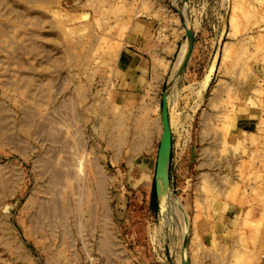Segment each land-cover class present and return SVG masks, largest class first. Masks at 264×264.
<instances>
[{"label":"rangeland","instance_id":"1","mask_svg":"<svg viewBox=\"0 0 264 264\" xmlns=\"http://www.w3.org/2000/svg\"><path fill=\"white\" fill-rule=\"evenodd\" d=\"M142 20L159 75L120 97ZM263 227L264 0H0V264H183V238L187 264H264Z\"/></svg>","mask_w":264,"mask_h":264},{"label":"crops","instance_id":"2","mask_svg":"<svg viewBox=\"0 0 264 264\" xmlns=\"http://www.w3.org/2000/svg\"><path fill=\"white\" fill-rule=\"evenodd\" d=\"M150 24V20L131 22L121 39V48L116 63L115 91L117 96L130 98L132 92L142 94L152 85L150 82L154 83L158 78V67L141 56V53L146 52L150 57L158 55L157 35L151 33ZM153 128L150 130L152 131Z\"/></svg>","mask_w":264,"mask_h":264},{"label":"water","instance_id":"3","mask_svg":"<svg viewBox=\"0 0 264 264\" xmlns=\"http://www.w3.org/2000/svg\"><path fill=\"white\" fill-rule=\"evenodd\" d=\"M182 3L183 4L187 3V0H182ZM178 13L184 22V18H183L182 13L180 11H178ZM184 27H185L186 35L188 38V47H187V52H186L185 58H184L182 65H181L180 74L183 71V69L185 68V66H186V64H187V62L191 56L192 49H193V43H194L192 32L189 30L187 25H185V23H184ZM166 89H167V85L165 86V88L162 92V95H161L160 120H161V126H162V133H161V137H160V144H159L157 158H156V164H155V166H156V175L154 176L155 192H156V186H157V176H158V172L160 169V161H161V157L163 156L164 153L167 154V169H166L167 177L169 174L171 132H170L169 120H168V100H167ZM168 179H169V177H168ZM186 246H187V239L184 238L182 240V245H181V259H182L183 264H187Z\"/></svg>","mask_w":264,"mask_h":264},{"label":"bare ground","instance_id":"4","mask_svg":"<svg viewBox=\"0 0 264 264\" xmlns=\"http://www.w3.org/2000/svg\"><path fill=\"white\" fill-rule=\"evenodd\" d=\"M187 3H182V5L183 6H185ZM184 18V17H183ZM185 19V18H184ZM184 23V22H183ZM185 52H186V48H185V50L183 51V53H182V56H180V62L178 63V67H179V65L182 63V60H183V58H184V55H185ZM175 68H177L176 66H175ZM178 69V68H177ZM176 70V69H175ZM179 74H180V71H179ZM206 78H208V77H206ZM207 80V79H206ZM207 82V81H206ZM172 84H173V81H170L169 83H167L166 85H167V89H166V94H168V92H169V90H170V88H171V86H172ZM172 117V116H171ZM168 120H169V116H168ZM172 120L173 119H170V121H169V128H170V126L171 125H173L172 124ZM160 124H161V121H160ZM161 128H162V126H161ZM141 132H142V130H141ZM143 132H145V131H143ZM148 132L149 131H146L145 133H143V135L144 136H146V135H148ZM166 169H167V154L166 153H164L163 154V156L161 157V161H160V169H159V172H158V176H157V186H156V192H155V194H156V196H157V194H158V188H159V194H158V196H159V199H160V201H161V203H163L164 201H165V196H166V193H165V191L167 192L168 191V177H167V171H166ZM155 175H156V169H155ZM164 204V203H163ZM162 205V204H161ZM163 206V205H162ZM177 208L179 209V211H181V209H180V206L179 205H177ZM259 229V228H258ZM184 239V238H183ZM260 240V241H259ZM259 245L256 247V250H257V254L258 255H261V254H263L264 253V227L263 228H261V230H260V236H259ZM257 245V244H256ZM250 250V249H249ZM251 251V250H250ZM249 252V251H248ZM253 254V253H252ZM182 261V260H181ZM191 262V261H190ZM192 264V263H191Z\"/></svg>","mask_w":264,"mask_h":264}]
</instances>
